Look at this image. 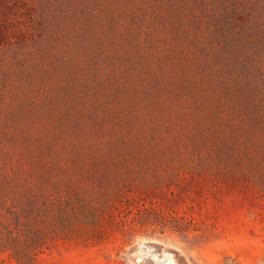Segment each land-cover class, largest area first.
Masks as SVG:
<instances>
[{
	"label": "rangeland",
	"instance_id": "rangeland-1",
	"mask_svg": "<svg viewBox=\"0 0 264 264\" xmlns=\"http://www.w3.org/2000/svg\"><path fill=\"white\" fill-rule=\"evenodd\" d=\"M26 217L98 223L48 264H264V0H0V220Z\"/></svg>",
	"mask_w": 264,
	"mask_h": 264
},
{
	"label": "trees",
	"instance_id": "trees-1",
	"mask_svg": "<svg viewBox=\"0 0 264 264\" xmlns=\"http://www.w3.org/2000/svg\"><path fill=\"white\" fill-rule=\"evenodd\" d=\"M97 224L34 217L0 220V264H48L44 256L61 244H94Z\"/></svg>",
	"mask_w": 264,
	"mask_h": 264
},
{
	"label": "water",
	"instance_id": "water-1",
	"mask_svg": "<svg viewBox=\"0 0 264 264\" xmlns=\"http://www.w3.org/2000/svg\"><path fill=\"white\" fill-rule=\"evenodd\" d=\"M165 250L167 249L160 242L152 240L141 241L133 248L132 261L138 264H153L152 253L164 252Z\"/></svg>",
	"mask_w": 264,
	"mask_h": 264
},
{
	"label": "bare ground",
	"instance_id": "bare-ground-1",
	"mask_svg": "<svg viewBox=\"0 0 264 264\" xmlns=\"http://www.w3.org/2000/svg\"><path fill=\"white\" fill-rule=\"evenodd\" d=\"M171 261L172 258L167 254H163V252L158 251L152 253L153 264H169Z\"/></svg>",
	"mask_w": 264,
	"mask_h": 264
}]
</instances>
